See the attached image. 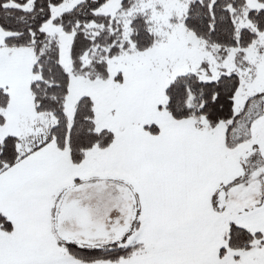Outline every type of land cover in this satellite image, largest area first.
<instances>
[{"label":"snow or ice","instance_id":"obj_1","mask_svg":"<svg viewBox=\"0 0 264 264\" xmlns=\"http://www.w3.org/2000/svg\"><path fill=\"white\" fill-rule=\"evenodd\" d=\"M0 264H264V0H0Z\"/></svg>","mask_w":264,"mask_h":264}]
</instances>
